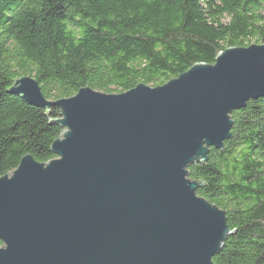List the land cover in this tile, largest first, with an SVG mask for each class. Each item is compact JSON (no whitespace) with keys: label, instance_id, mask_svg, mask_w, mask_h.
Listing matches in <instances>:
<instances>
[{"label":"water","instance_id":"95a60500","mask_svg":"<svg viewBox=\"0 0 264 264\" xmlns=\"http://www.w3.org/2000/svg\"><path fill=\"white\" fill-rule=\"evenodd\" d=\"M9 93L60 109L55 158L0 177V264H214L235 231L187 167L230 138L231 114L264 98V43L229 47L164 84L80 88L48 100L30 76Z\"/></svg>","mask_w":264,"mask_h":264},{"label":"trees","instance_id":"16d2710c","mask_svg":"<svg viewBox=\"0 0 264 264\" xmlns=\"http://www.w3.org/2000/svg\"><path fill=\"white\" fill-rule=\"evenodd\" d=\"M264 43V0H0V177L25 155L45 163L64 128L60 109L8 92L35 78L48 100L89 87L157 86L229 47ZM230 138L187 167L197 195L225 211L214 264H264V98L233 111ZM1 244V243H0Z\"/></svg>","mask_w":264,"mask_h":264},{"label":"rangeland","instance_id":"374dc122","mask_svg":"<svg viewBox=\"0 0 264 264\" xmlns=\"http://www.w3.org/2000/svg\"><path fill=\"white\" fill-rule=\"evenodd\" d=\"M2 244H0V246H1Z\"/></svg>","mask_w":264,"mask_h":264}]
</instances>
